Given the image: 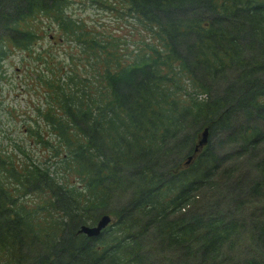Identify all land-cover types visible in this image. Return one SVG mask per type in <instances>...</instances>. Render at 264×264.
<instances>
[{
	"label": "trees",
	"instance_id": "1",
	"mask_svg": "<svg viewBox=\"0 0 264 264\" xmlns=\"http://www.w3.org/2000/svg\"><path fill=\"white\" fill-rule=\"evenodd\" d=\"M71 1L0 0V79L32 53L45 103L22 122L36 161L1 134L0 264H264V0H82L143 32L131 58ZM51 29L62 65L33 52Z\"/></svg>",
	"mask_w": 264,
	"mask_h": 264
},
{
	"label": "rangeland",
	"instance_id": "2",
	"mask_svg": "<svg viewBox=\"0 0 264 264\" xmlns=\"http://www.w3.org/2000/svg\"><path fill=\"white\" fill-rule=\"evenodd\" d=\"M66 11L70 13L71 16L78 17L84 20L88 25L98 24V26H100L99 24H102L100 28L106 30L111 29L112 31H118L121 30V28H118V26H123V30L120 32L121 40L125 39L126 37H131V40L126 39L125 43L122 44V46H125V44H127V46H125V50H123L124 53L125 51L127 53H129L130 51L133 52L132 49L135 40L143 37V32L129 31V19L127 20L125 19V17L121 16L119 18L115 17L114 14H111L107 10H104L102 7L90 5L88 1L83 3L82 0H73V2L71 1L69 6H67ZM38 17L40 19H44V21L46 19L42 14H38ZM57 31V29H51L53 35L49 39L48 37H46L45 33L41 38L37 39L33 44V52L39 51V54H41L43 50V58L44 61H46L45 49L49 50V48L51 47L53 55L51 57L49 56V58L51 59L52 64L62 65L60 61L64 60V58L68 61V53L71 52L73 54H77L78 51L71 45L69 47L68 44L70 43V41L61 38L58 35ZM131 56V53H129V58H131ZM126 57L127 56L124 54V58ZM21 59H23L22 62H29V66L28 68L25 66H23L22 68L17 66L19 71H15L14 67L15 65H20ZM1 63V68L4 75L3 78L5 80H2L3 78L0 79V142L2 145H7L9 140L3 139L1 134L2 132H7L8 130H10V136L8 134L7 136L10 137L12 141H18L22 143V145L30 151L32 160L36 161V157L38 158L40 157V155H38V150L36 147H29L30 143L26 138L22 122L25 114L34 115L33 108L31 107L32 104L30 103H33L34 105L40 104L41 107L45 105L43 101L44 94L42 95L40 90H37L38 92H36L33 86H30L28 80H26V78L23 76V73L25 71H31L34 68L35 70H40L41 66H43V62H40V64H38L37 59L32 53H30V56H27L24 54V51L15 49L14 51L9 52L7 56L2 59ZM30 75L31 77H33L34 72L32 71ZM5 105L7 107H12V109H10V111L12 112L11 114H7V112L3 110ZM43 123L44 120H41L38 123V127H42ZM223 136H225L224 132L221 133V138ZM14 151L16 150L14 149ZM16 153L23 160H25V158L20 153H18L17 151Z\"/></svg>",
	"mask_w": 264,
	"mask_h": 264
},
{
	"label": "water",
	"instance_id": "3",
	"mask_svg": "<svg viewBox=\"0 0 264 264\" xmlns=\"http://www.w3.org/2000/svg\"><path fill=\"white\" fill-rule=\"evenodd\" d=\"M206 140V127H204L201 131V136L197 140L198 144H202ZM196 149V146L194 147ZM190 156L186 160H188ZM110 217L108 214L103 213L101 214L94 224L88 225V224H80L78 227L79 232H83L85 235L91 236L96 235L99 233L100 229L106 225V223L109 221Z\"/></svg>",
	"mask_w": 264,
	"mask_h": 264
}]
</instances>
